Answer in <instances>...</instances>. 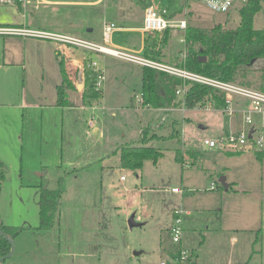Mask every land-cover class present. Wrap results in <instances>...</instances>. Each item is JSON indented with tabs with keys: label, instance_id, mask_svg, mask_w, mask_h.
Segmentation results:
<instances>
[{
	"label": "rangeland",
	"instance_id": "rangeland-1",
	"mask_svg": "<svg viewBox=\"0 0 264 264\" xmlns=\"http://www.w3.org/2000/svg\"><path fill=\"white\" fill-rule=\"evenodd\" d=\"M259 1L254 30L264 28V0ZM146 3L159 12L174 14L177 22L185 20L187 27L209 30L221 25L223 30H232L239 23L237 9L229 14L213 13L194 0ZM62 10L42 7L25 11V27L58 34L66 23ZM82 10L79 18L84 22L80 28L84 37L88 29L98 35L105 22L137 25L142 18L138 0H102ZM14 38L0 35V161L5 172L0 183V224L19 231L10 238L14 251L4 264H160V242L170 240L166 228L172 221V209L179 207L191 212L183 223L184 238L198 254L204 228L210 226L207 221L214 215L204 210L216 195L211 186L220 188L219 179L224 177L210 169L234 162H222L221 157L202 160L190 171L175 162L174 152L197 149L208 155L204 140L241 130L242 119L203 109L178 111L183 106L174 110L171 106L169 111L141 107L140 69L111 58H105V69H101L103 97L91 107H82L76 94L71 98L75 106L69 107L63 103L66 94L61 99L52 85L58 80L55 74L46 62L34 57L39 51L25 47V55L19 57L21 46ZM183 55V32L174 30L167 46L154 56L155 61L179 67ZM262 67L259 60L242 69L248 88L264 86ZM252 120L262 146L250 142L240 153L239 164L254 166L259 172L264 159L258 160L255 153L264 152V114H254ZM124 146L152 147L163 156L156 166L145 161L142 169L134 172L119 164V149ZM41 171L42 179L37 175ZM181 181L189 183V188L183 189ZM174 186L184 191L182 201L171 194ZM46 187L62 192L53 226L39 232L38 197ZM132 216L140 226H128ZM227 244L224 240L217 246L224 264L230 255ZM212 245L209 240L203 247L205 255L209 256Z\"/></svg>",
	"mask_w": 264,
	"mask_h": 264
},
{
	"label": "crops",
	"instance_id": "crops-1",
	"mask_svg": "<svg viewBox=\"0 0 264 264\" xmlns=\"http://www.w3.org/2000/svg\"><path fill=\"white\" fill-rule=\"evenodd\" d=\"M11 3H1L0 2V27H18V28H26V15L25 11L28 10L31 12H35L40 10L42 7H51V8H60L65 11L66 14V23L65 25L59 28L61 35L72 36L76 38H80L98 45L103 43L102 41V32L105 24L112 23L115 25V29L112 31L110 39L108 41V46L129 51L133 53H137L143 57L144 56V48H148L152 53L158 52L161 48L167 46V43L170 39V35L174 30H180L183 32L188 26L185 20H180L185 22V29H169V39L167 43L162 46V34L160 33H146L143 31V14L146 7L151 6L146 2L147 0H138L140 5L142 6V18L141 22L137 25H116L115 22H105L99 29L98 35H94L93 30H87V36H83L81 34L82 23L79 18L82 13V9L92 7L94 5L100 4L102 0H48L49 5L42 6L37 10L32 8H27L24 10L18 3L17 0H11ZM28 11V12H29ZM170 18L174 19V14H168ZM17 37V36H14ZM16 43L21 46V52L18 53L19 57H21V53L23 56L25 55V47H29L34 51L38 50V55H34L38 60L44 61L48 64L51 72L55 74L58 79L57 82L53 81L52 85L54 89L57 91L58 87L63 84L64 74L68 81L71 83L72 87L65 91L66 94V102L69 104V107L75 106V103L72 101V97L74 95H78L80 98V106L84 107L82 103V89L84 82V68L89 62L96 61L97 59V69L101 72V69H105V58H111L118 60L114 57L103 55V54H95L91 52L84 51L79 48H73L69 46L58 45L52 42V45L35 39L30 38H22L17 37L14 38ZM19 40L21 44L17 41ZM46 44H49L46 45ZM134 66V64H131ZM137 66V65H136ZM140 69L141 79H142V67L137 66ZM103 75V72H101ZM104 77V76H103ZM141 79H140V93L141 92ZM106 87V86H105ZM105 91L101 89V97H103V93ZM107 93V90H106ZM57 94V92H56ZM136 98V95H133ZM132 97V98H133ZM131 98V99H132ZM142 98V96H141ZM138 102V105L144 107L142 105V100ZM78 105V104H76ZM208 105V103H207ZM176 107V106H174ZM151 108V107H150ZM180 107L173 108L177 109ZM161 110H171V108H160ZM159 110V109H158ZM184 110V111H183ZM182 113L185 112V108L178 109ZM205 111H215L213 107L211 110ZM184 117V116H183ZM182 117V120H186ZM241 119L240 116H237ZM263 124V122H262ZM90 127V126H89ZM254 129L258 132V128L255 124H253ZM203 129V128H202ZM96 130V129H94ZM183 131L181 130V133ZM180 133V137L182 135ZM223 134H227V132H223ZM141 139L144 141V133H141ZM183 143V139H182ZM126 147V146H124ZM207 148H205L206 150ZM208 155H202V153L194 149L190 152H185V150L175 151L174 152V160L177 163L181 164V168L184 170H192L193 167L203 161L215 160L221 157L222 162L231 161L234 162V165L227 166H218L216 168H212L210 170L214 171L217 176L223 175L226 188L224 187H215L213 190L216 194L215 197L211 200V204L204 208V210L213 212V217H210L207 222L211 221L210 226H205V233L203 235V239L200 242V247L198 251L200 253H195V250L192 249L187 240L184 238L185 231L183 229V239H182V247L192 252L196 256L197 264H224V258L218 257L217 254V246L222 245L223 241L229 242L227 244L230 247V255L227 256L226 264H264V165H262L259 169L252 166H245L243 164H239L242 157V154H228L222 153L216 149H207ZM211 151H214L212 153ZM204 152V151H203ZM206 152V151H205ZM219 152V153H218ZM259 152V151H257ZM162 153V152H161ZM261 159H264V152H260ZM187 155L189 159L185 157ZM163 156V153H162ZM162 156L160 158H162ZM225 156V157H223ZM228 156V157H226ZM238 156V157H237ZM177 157V159H176ZM158 159L156 166L160 160ZM223 158V159H222ZM4 171V169H3ZM199 172L198 170H196ZM42 173V174H41ZM39 178H43V172H39ZM5 176V172H4ZM121 179V178H120ZM183 185V189L189 188V183L185 181H181ZM177 188L176 186L172 187L170 190ZM47 189V187H46ZM183 191V190H182ZM180 190V193H172L173 195H177L181 197V201L183 199V193ZM212 191V190H211ZM212 191V192H213ZM178 208V207H177ZM176 208H173L174 211ZM179 209H181L179 207ZM182 213V228L185 219L191 215L190 211H185L181 209ZM166 228L167 234H169V229ZM213 236V237H212ZM170 237V235H169ZM210 237V239H209ZM213 243V250L208 254L209 256L203 253V247L207 244L208 241ZM161 247V255L163 260L171 256L174 251V246L171 243V239L168 242H160ZM211 254V255H210ZM162 260V261H163ZM202 260V261H201ZM8 264V263H6Z\"/></svg>",
	"mask_w": 264,
	"mask_h": 264
},
{
	"label": "trees",
	"instance_id": "trees-1",
	"mask_svg": "<svg viewBox=\"0 0 264 264\" xmlns=\"http://www.w3.org/2000/svg\"><path fill=\"white\" fill-rule=\"evenodd\" d=\"M260 9L259 0H247L237 10L239 23L232 30H223L221 25H216L209 30L186 27L183 35L186 55L177 66L205 77L248 87L249 84L243 81L246 74L242 69H249L256 61L262 60L263 67L260 71V79L264 81V28L261 30H254L253 28V19ZM168 33L169 29L163 31L162 46L169 39ZM150 52L146 47L143 54L146 58L157 60L154 55L158 52L156 51L154 54ZM203 57L205 61H203ZM83 73L82 103L85 107H91L100 100L101 94L94 91L96 73L86 68V65ZM62 77L63 84L57 89V96L61 99H63L65 91L72 87L64 74ZM181 85L180 79L143 68L141 79L142 105L154 109L183 106L189 110L203 107L211 102L216 110L224 108L225 104L220 95L209 87L197 84L188 85L185 95L178 99L175 93ZM263 87V85L259 86L260 90ZM63 103H66L64 99ZM255 154L256 158L260 160V152ZM161 156L162 153L152 147L126 146L119 149V164L123 169L138 172L142 169L145 161L156 164ZM3 179V164L0 161V183ZM61 192V190L40 189L38 197L39 232L48 231L53 226ZM0 228L8 238L19 232L18 229L4 227L1 224ZM10 248V243L0 236V258L6 257Z\"/></svg>",
	"mask_w": 264,
	"mask_h": 264
},
{
	"label": "built area",
	"instance_id": "built-area-1",
	"mask_svg": "<svg viewBox=\"0 0 264 264\" xmlns=\"http://www.w3.org/2000/svg\"><path fill=\"white\" fill-rule=\"evenodd\" d=\"M190 1V0H185ZM202 4L205 8L213 13L229 14L234 9L241 8L247 0H194ZM1 3H11V0H0ZM17 3L26 10L38 8L49 5L48 0H17ZM112 23L105 24L102 32L101 45L61 34H54L39 30H30L18 27H0V35L3 36H17L22 38H30L37 40L50 41L58 45L79 48L87 52L95 54H103L114 57L119 60L129 62L142 68H148L159 73L175 77L182 81V85L177 89L176 95L182 98L188 85L197 84L209 87L220 95L224 101V108L218 110L227 117L240 116L243 126L241 130L235 133L222 134L216 139L204 140L203 144L208 149H216L222 153L239 154L246 150L248 144L252 142L259 148L262 146V138L257 135V131L253 127L252 115L264 114V87L262 90H253L251 88L241 86L231 82H223L217 79L205 77L200 74L190 72L182 67H172L165 65L158 61L143 57L137 53L114 49L108 46L112 31L115 29ZM142 29L146 33H160L166 29H185L184 21H175L170 18L166 11H157L152 6H148L143 14ZM185 58V56L183 55ZM87 68L96 73L94 84V91L101 94L102 82L104 77L97 69L95 62H89ZM213 104L208 102L203 107H196L194 109L211 110ZM184 108V107H182ZM214 108V107H213ZM215 109V108H214ZM216 110V109H215ZM91 126V124H89ZM248 129L246 130V128ZM250 136V138H249ZM123 180V177H121ZM211 186V190H214ZM172 193H180V190L174 188ZM182 211L175 209L172 214V225L169 229L171 243L174 246V251L168 258L160 262V264H197L196 256L182 247L183 228H182Z\"/></svg>",
	"mask_w": 264,
	"mask_h": 264
},
{
	"label": "water",
	"instance_id": "water-1",
	"mask_svg": "<svg viewBox=\"0 0 264 264\" xmlns=\"http://www.w3.org/2000/svg\"><path fill=\"white\" fill-rule=\"evenodd\" d=\"M203 61H205V58L203 57ZM250 138V136H249ZM219 182L221 184L222 187L226 188V183H225V180L223 177H221L219 179ZM128 226L131 228V227H134V226H140L139 224H136L134 223L133 221V216L129 219V222H128ZM0 236H2L4 239H6L9 243H10V252L9 254L6 256V257H3V258H0V264H4L5 261H7L13 254V251H14V248H13V243L11 241L10 238L6 237L4 235V233L2 232L1 228H0ZM139 253H134V255H138Z\"/></svg>",
	"mask_w": 264,
	"mask_h": 264
}]
</instances>
